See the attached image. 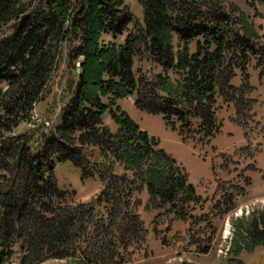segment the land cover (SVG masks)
Masks as SVG:
<instances>
[{
    "label": "trees",
    "instance_id": "obj_1",
    "mask_svg": "<svg viewBox=\"0 0 264 264\" xmlns=\"http://www.w3.org/2000/svg\"><path fill=\"white\" fill-rule=\"evenodd\" d=\"M126 1L0 0V30L8 28L0 39V264L17 253L19 264H120L121 251L146 242L136 198L145 189L152 211L186 218L198 200L188 173L121 100L132 98L202 147L222 132L220 101L234 107L238 126L253 123L250 69L264 79V40L244 14L221 0H139L141 22ZM245 1L264 9V0ZM66 49L74 77L58 124L16 134L32 125ZM143 62L159 72L145 73ZM67 162L82 181L102 183L95 200L78 203L75 190L60 188L55 168ZM220 201L224 216L233 195ZM261 222L239 229L227 264H243V252L264 246Z\"/></svg>",
    "mask_w": 264,
    "mask_h": 264
},
{
    "label": "rangeland",
    "instance_id": "obj_2",
    "mask_svg": "<svg viewBox=\"0 0 264 264\" xmlns=\"http://www.w3.org/2000/svg\"><path fill=\"white\" fill-rule=\"evenodd\" d=\"M223 4L242 13L250 20L264 40V9L256 10L245 0H221ZM138 20L142 22L143 11L139 0H127ZM8 28L0 30V39ZM110 40V37H105ZM119 37L117 41L123 42ZM67 49L61 56L60 70L56 72L45 99L36 105L34 113L50 122V126L36 127L23 123L16 134L29 130L40 133L49 132L59 122L60 110L68 99L67 87L71 76ZM82 60V58H80ZM145 73L159 72L143 62L138 64ZM251 83L256 88L253 98L257 99L254 107L253 123L238 126L233 119V106L223 105L218 111V118L223 122L222 132L207 146L185 143L177 132L169 129L159 115L139 111L132 98L119 103L129 115L155 137L169 155L175 158L186 170L189 181L195 186L196 198L187 207L186 218H176L170 210L163 208L152 211L147 207L149 194L145 189L136 198L141 201L138 208L140 217L147 231L145 244L132 246L121 251L120 264H227L231 258L230 250L239 229L248 227L256 219L264 220V79L260 80L259 70L250 69ZM240 83V76L234 84ZM5 86H3L4 88ZM255 121V122H254ZM105 122L113 131L117 130L110 115ZM55 174L61 189L75 190L74 200L89 203L98 196L102 183L98 179L82 181L81 171L73 164L61 163L55 168ZM233 195V209L224 216L219 213L226 208L221 203L223 195ZM264 223V222H261ZM250 227V226H249ZM264 231V225L260 226ZM18 251V250H17ZM243 264H264V246H256L251 252L245 251L240 256ZM75 259H51L42 264H79ZM17 253L7 264H19Z\"/></svg>",
    "mask_w": 264,
    "mask_h": 264
},
{
    "label": "built area",
    "instance_id": "obj_3",
    "mask_svg": "<svg viewBox=\"0 0 264 264\" xmlns=\"http://www.w3.org/2000/svg\"><path fill=\"white\" fill-rule=\"evenodd\" d=\"M43 121V119L36 113L33 114V123H34V126H35V123H41ZM47 126H50V123H46Z\"/></svg>",
    "mask_w": 264,
    "mask_h": 264
}]
</instances>
